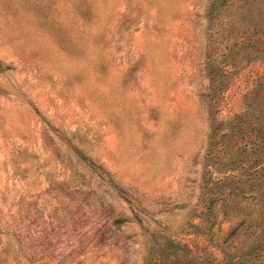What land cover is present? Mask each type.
<instances>
[{"label":"rangeland","instance_id":"obj_1","mask_svg":"<svg viewBox=\"0 0 264 264\" xmlns=\"http://www.w3.org/2000/svg\"><path fill=\"white\" fill-rule=\"evenodd\" d=\"M0 264H264V0H0Z\"/></svg>","mask_w":264,"mask_h":264}]
</instances>
